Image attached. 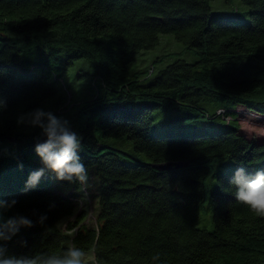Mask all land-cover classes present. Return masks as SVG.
Masks as SVG:
<instances>
[{
    "label": "trees",
    "instance_id": "16d2710c",
    "mask_svg": "<svg viewBox=\"0 0 264 264\" xmlns=\"http://www.w3.org/2000/svg\"><path fill=\"white\" fill-rule=\"evenodd\" d=\"M211 1L0 0V96L8 103L0 113V196L17 198L13 212L48 213L44 225L18 234L28 247L14 238L10 252L71 239L95 245V264H152L155 252L163 264L264 261V217L236 201L229 185L237 166L264 167V141L247 138L236 118L238 105L264 116V0H240L248 18L214 14ZM165 32L184 48L128 66ZM186 50L195 59L186 60ZM79 58L92 68L89 98L59 111L62 98L49 101L67 91L57 72ZM52 102L82 135L80 155L98 187L94 225L53 189L51 173L23 190L40 163L32 148L38 130L15 116ZM201 213L211 229L198 226Z\"/></svg>",
    "mask_w": 264,
    "mask_h": 264
},
{
    "label": "clouds",
    "instance_id": "9594fccd",
    "mask_svg": "<svg viewBox=\"0 0 264 264\" xmlns=\"http://www.w3.org/2000/svg\"><path fill=\"white\" fill-rule=\"evenodd\" d=\"M7 108V99L0 96V113ZM15 122L18 126L38 130L32 148L40 163L28 172L24 191L36 187L46 173H51L59 181L87 184L89 171L80 155L82 135L68 117L37 105L18 111ZM238 126L251 136H264V124L257 123L251 114L241 117ZM20 166L23 167L22 162ZM229 185L236 201L246 205L256 216L264 217V167L249 171L245 166H237L229 179ZM17 202L16 197L0 196V264H89V261H95L94 244L85 249L71 239L59 248L10 252L8 242L14 238L20 247H28L27 239L18 235L22 228L44 225L48 219L46 211L34 209L31 214L13 212ZM54 206V202L48 205L49 208ZM6 212L12 214L4 217ZM159 257V252L152 253V264H163Z\"/></svg>",
    "mask_w": 264,
    "mask_h": 264
},
{
    "label": "rangeland",
    "instance_id": "374dc122",
    "mask_svg": "<svg viewBox=\"0 0 264 264\" xmlns=\"http://www.w3.org/2000/svg\"><path fill=\"white\" fill-rule=\"evenodd\" d=\"M210 7L211 12L214 14L221 13L230 16L233 15L242 18H248V7L240 0H212ZM183 48L184 45L179 42L172 33H160L158 44L149 49H144L140 51L136 56V59L130 62L128 66L130 68L135 67V65L139 63V58H142L143 60L141 61L140 66L147 67L151 63V60L155 57L168 52H173L177 50L180 51ZM184 58L188 61H191L195 59V55L191 50H186L184 52ZM169 61L170 60H168L167 62ZM90 66L91 65L88 60L84 58H79L74 60L72 65H70L66 70L57 72L61 76L63 82L66 84L67 91L64 90V87H61L59 94L51 98L49 101L62 98V101H59V104L62 103V106L58 108L59 111H63L65 109L64 106L69 101L74 103L75 100L89 98V73L92 70ZM81 71L82 73L83 71H87V73L85 75H81ZM57 105L55 104V102H52L49 103L46 108H50L51 110L57 109ZM236 111V118L238 122L241 117H245L251 114L255 117L257 123L264 124V116L248 111L244 106L238 105L236 107ZM239 131L249 139H253L255 141H264V136H251L240 128ZM77 185H79L80 187L75 188L74 183L62 184L61 182H59V180L55 179V181L53 182V189L72 199L77 204V213H80L85 216L84 222L94 225L96 223V215L98 213V203L96 198L98 194V187L96 179L93 175H89V180L86 185H80L79 183ZM208 213L211 215L210 209H208ZM202 216L203 213H201L198 226L211 229L213 227V222L211 218L209 220V217L208 219H205L202 218ZM73 217L74 215L71 216L70 219H73ZM66 223L67 221L63 220L61 222V226L65 228ZM89 264H95V262L89 261Z\"/></svg>",
    "mask_w": 264,
    "mask_h": 264
},
{
    "label": "water",
    "instance_id": "95a60500",
    "mask_svg": "<svg viewBox=\"0 0 264 264\" xmlns=\"http://www.w3.org/2000/svg\"><path fill=\"white\" fill-rule=\"evenodd\" d=\"M175 165H179L178 163H175ZM171 166V162H166V163H159L156 165L158 168H169ZM264 264V261L261 263Z\"/></svg>",
    "mask_w": 264,
    "mask_h": 264
},
{
    "label": "bare ground",
    "instance_id": "6f19581e",
    "mask_svg": "<svg viewBox=\"0 0 264 264\" xmlns=\"http://www.w3.org/2000/svg\"><path fill=\"white\" fill-rule=\"evenodd\" d=\"M179 164V163H178ZM177 166H179V165H177Z\"/></svg>",
    "mask_w": 264,
    "mask_h": 264
}]
</instances>
